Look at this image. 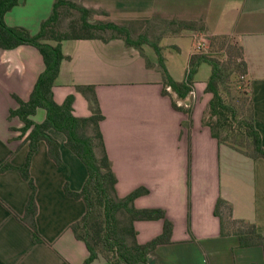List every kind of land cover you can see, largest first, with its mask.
Returning <instances> with one entry per match:
<instances>
[{
    "label": "crops",
    "instance_id": "crops-1",
    "mask_svg": "<svg viewBox=\"0 0 264 264\" xmlns=\"http://www.w3.org/2000/svg\"><path fill=\"white\" fill-rule=\"evenodd\" d=\"M54 1L20 0L5 14V21L35 34L52 13ZM75 1L93 11L92 22L128 25L135 35L144 32L151 20H203L204 32L189 30L171 36L176 40L159 43L169 49L177 38L192 32L194 46L188 55L165 61L177 81L185 79L198 44L206 51L210 35H232L244 47L254 124L264 146V0ZM61 47L66 57L53 86L55 101L61 104L73 94V113L91 116L89 101L77 85L95 86L104 115L100 129L117 176L118 196L145 187L148 192L138 196L134 205L162 208L173 223L171 242L158 245L142 264H264L263 247H242L236 235H221L220 218L214 212L217 199L223 197L232 204L234 218L254 222L264 234V158L255 160L219 143L203 124L212 98L206 92L208 70L196 78L203 63L194 76V90L179 101L184 106L193 104V124L187 127L188 114L175 109L171 97L162 92V71L151 45L143 44L141 52L113 38L69 39ZM45 66L33 45L0 47V163L25 164L30 130L22 133L24 122L18 115L11 116V110L19 107L16 96L30 99ZM31 118L43 122L46 110L39 107ZM49 133L60 143L62 162L49 155L42 139L30 167L37 187L36 223L44 241L35 242L30 228L17 217L25 215L29 183L17 169L1 172L0 264H64V260L83 264L90 255L72 228L86 214V203L65 193L66 184L73 191L82 190L87 166L67 146L63 132L52 128ZM134 226L138 242L144 244L163 232L164 220H136ZM92 264H107V260L99 254Z\"/></svg>",
    "mask_w": 264,
    "mask_h": 264
},
{
    "label": "trees",
    "instance_id": "trees-1",
    "mask_svg": "<svg viewBox=\"0 0 264 264\" xmlns=\"http://www.w3.org/2000/svg\"><path fill=\"white\" fill-rule=\"evenodd\" d=\"M19 1L0 0V47L10 49L22 44L33 45L41 52L46 66L38 77L30 99L25 101L16 96L19 107L11 110V116L18 115L24 122L22 133L25 134L30 130L26 138L30 148L25 164L15 166L7 160L0 163V173L8 169H17L29 183L31 192L25 215H17V217L30 228L35 242H43L44 239L39 234L36 223L37 187L30 173V167L38 143L42 139L48 144L49 155L57 163L62 162L60 143L49 133L52 128L66 135L67 146L81 158L88 169V177L81 191H73L67 184L65 185V193L68 196L83 199L87 206L83 218L72 225L76 236L85 241L90 251V255L83 264H92L99 254L107 260V264L145 263L149 253L158 245L171 242L173 232V223L167 218L164 209L137 208L134 205V200L138 196L148 192L147 188L139 187L125 197L118 196L117 176L106 151L100 129V121L104 115L97 99L95 86L77 85V89L86 95L89 101L92 109L91 116L81 117L73 113L75 101L73 94L61 104L55 101L53 86L59 75L61 62L66 57L61 47L64 40L103 39L107 41L121 38L128 45L139 48L141 52H143V44L151 45L158 54L162 71V92L171 97L175 109L188 114L189 121L185 123L187 127L193 124V104L184 106L180 105L179 101L184 100L194 90V76L200 64L209 63L212 73L207 82L206 92L212 93V98L203 115V124L211 129L212 135L218 139L219 143L227 144L255 160L264 158L261 134L254 124L252 97L249 114L240 116L238 109L227 103L222 94L221 84L226 79L227 74L226 77L224 76L228 70L239 76L248 74L244 47L232 35H210L208 50L203 51L197 48L198 50L190 57L185 79L177 81L167 69L159 41L165 35H180L189 30L204 32L206 25L203 20H151L144 32L135 35L128 25L114 22H92L93 11L75 0H55L50 16L42 21L40 30L32 34L23 26H10L5 21V14ZM72 10L79 13V18L72 20L68 31H62V17L67 11ZM214 53H222L227 58L223 60L215 57ZM147 65H152L149 60H147ZM168 87H171V90H168ZM39 107L46 110V118L41 123L31 118ZM229 117L242 125L244 133L239 138L235 135L230 139V134L223 137L222 131L229 127L226 123ZM214 212L220 218L221 235H236L242 247L260 245L264 249V234L257 229L254 222L234 218L233 206L228 200L219 197ZM120 213L125 217L123 222L118 218ZM157 219L164 220L163 232L147 243H139L134 222ZM100 246L108 254L100 252ZM64 264L70 263L64 260Z\"/></svg>",
    "mask_w": 264,
    "mask_h": 264
},
{
    "label": "rangeland",
    "instance_id": "rangeland-1",
    "mask_svg": "<svg viewBox=\"0 0 264 264\" xmlns=\"http://www.w3.org/2000/svg\"><path fill=\"white\" fill-rule=\"evenodd\" d=\"M78 18H79L78 12L73 11V10L67 11L62 17V27H61L62 31H68L70 29V24H71L72 20H76ZM188 33L189 32H187V34ZM191 33L192 32H190L189 35L179 37V39L177 38V41H173V42H177V43H175L174 46H171L169 49L168 48L162 49L161 53L164 56L165 61L167 60L168 57L173 56V58L181 59L182 57H185L188 55V52L191 51L193 49V46H194L193 37L191 36ZM108 34L109 33H107V35ZM171 36H173V35H165L161 39L165 43L166 41L172 40L174 38ZM173 40H176V39H173ZM160 41H159V43H160ZM208 42H209V38H207V40H206L207 50H208ZM160 47L162 48V46H160ZM214 56L221 58L223 60L227 58L226 55H224V54L222 55V53H214ZM202 63H203L204 67H202V69H201V71L197 77H196V73L198 71L195 73V77L197 79H201L204 76L205 69L208 70V72H206V73H208L207 74L208 77L211 76V73H212L211 72L212 68L208 65V63L207 62H202ZM229 71L230 70H228L225 73L224 77H226V74H227V77H226V79L223 80V82L221 84L222 94L225 97V100L227 101V103L231 104L232 106H234L235 108L238 109L240 116L241 115L247 116L249 114V109L251 106V94H250L249 79L247 78V76H239L238 74L230 73ZM226 123L229 125V127H228V129L222 131L223 137H225L227 134H230L231 135V136L229 135L230 139H231V137H233L235 135H237L239 138L241 136V134L244 133L242 131V125L237 120L229 117L226 120ZM118 218L122 222L125 220L124 219L125 217L122 213L119 214ZM121 225H123V223H121ZM99 250L102 253L108 254L101 246L99 247Z\"/></svg>",
    "mask_w": 264,
    "mask_h": 264
},
{
    "label": "built area",
    "instance_id": "built-area-1",
    "mask_svg": "<svg viewBox=\"0 0 264 264\" xmlns=\"http://www.w3.org/2000/svg\"><path fill=\"white\" fill-rule=\"evenodd\" d=\"M201 47H202L201 44H198V45H197V48H198V49H201ZM168 90H171V87H168Z\"/></svg>",
    "mask_w": 264,
    "mask_h": 264
}]
</instances>
